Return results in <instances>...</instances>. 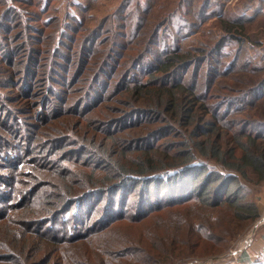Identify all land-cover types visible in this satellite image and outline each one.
<instances>
[{
	"label": "trees",
	"instance_id": "16d2710c",
	"mask_svg": "<svg viewBox=\"0 0 264 264\" xmlns=\"http://www.w3.org/2000/svg\"><path fill=\"white\" fill-rule=\"evenodd\" d=\"M62 1L60 16L57 0H0V264L221 253L259 217L264 0L234 16L229 0L166 15L164 0H119L99 17L97 0Z\"/></svg>",
	"mask_w": 264,
	"mask_h": 264
},
{
	"label": "rangeland",
	"instance_id": "374dc122",
	"mask_svg": "<svg viewBox=\"0 0 264 264\" xmlns=\"http://www.w3.org/2000/svg\"><path fill=\"white\" fill-rule=\"evenodd\" d=\"M119 0H97L96 2V6L95 9H93V13L95 17H99L102 15H105L107 12H110L117 4ZM176 0H174V2L172 0H164L163 3L166 4L165 6H163L161 9H158V4L155 6L157 10L156 14L157 15H161L165 14L166 15V11L169 8H172L173 6H176L175 2ZM218 0H214V2ZM245 2L246 0H229L228 2H226V5L224 6L223 11L224 13H226L228 10L233 11V16L234 14H236V12H238L239 8H242L241 2ZM1 2H3V0H1ZM0 2V3H1ZM188 4L187 7L193 9L196 8V6H198V0H188ZM191 3V4H190ZM58 4V7L61 9L59 10V14L60 16H62L64 14V8L65 5L63 4L62 0H57L56 5ZM259 3L257 2H249V8H247L246 12L248 13H252L254 8H256V6H258ZM238 7L237 9L235 7ZM260 6L262 7V11L264 12V3H260ZM244 8V6H243ZM70 10H73V8H70ZM75 11V9H74ZM229 11V12H230ZM88 12V11H87ZM86 12V13H87ZM89 13H91V10L89 11ZM213 18L207 20L206 22H204L201 27L195 32V33H188L190 31L187 30V34L188 35H184L181 36L179 42L181 44V46L184 45H190L193 43V40H197L199 38H202L203 33L206 34V31H208V34L211 33V25L213 23ZM177 24V20H174L173 23H171V27L172 28H176ZM179 25H182V22H180ZM178 25V26H179ZM171 29V28H170ZM171 31H173L171 29ZM253 31V30H251ZM175 31H173L174 33ZM185 32V31H184ZM254 32H257V34H261V30H255ZM262 43H264V38H262ZM179 44V46H180ZM249 47L248 45H246V48ZM233 48V44H230L228 47H226V49L224 50H229ZM248 50V51H247ZM246 52L247 54H251L250 56H254L255 51H253V49H247ZM229 52V51H228ZM259 54L264 57V46L262 45V50H259ZM228 57H226L225 59H228ZM264 61H260L261 64H263ZM4 95V94H1ZM5 96V95H4ZM9 101H7V103L9 104V106H11L12 108H14V110L22 115V110H20V105L19 102L21 101V99H19L18 97H11L8 99ZM237 128V127H236ZM6 169H1L0 173H5ZM248 198L250 199H255L258 207H259V217L255 220H253L252 222L248 223L239 233H237L236 235L233 236L232 239L229 240L227 247L224 251H222L219 254L216 255H210V256H204V257H193L184 261H180L176 264H228L229 262H231L232 264H240L241 259L243 258V256L245 254L252 256L251 258L254 259L256 257V255H263L264 254V222L262 223V225H259L258 227L255 228L254 234L252 235L251 239V243L249 244L248 248L243 251L242 256L240 257V259L238 261L235 262V260L233 258L230 259H226L224 256L225 254H227L231 249H233L234 247H238V245L241 243V241L246 237V235L251 231V229H253L252 227L255 225L256 221L260 218L263 217L264 215V182L261 185H255L253 187V189H251V193L250 195H248ZM256 254V255H255ZM226 259V262L222 261V259Z\"/></svg>",
	"mask_w": 264,
	"mask_h": 264
},
{
	"label": "built area",
	"instance_id": "2783aa9c",
	"mask_svg": "<svg viewBox=\"0 0 264 264\" xmlns=\"http://www.w3.org/2000/svg\"><path fill=\"white\" fill-rule=\"evenodd\" d=\"M264 222V215L263 217H260L255 225L252 227L253 229H251V231L246 235V237L241 241V243L238 245V247H234L233 249H231L227 254H225V258L226 259H230L233 258L236 261H238L240 259V257L243 254V251H245L249 244L251 243L252 239V235L254 234L255 228L258 227L259 225H262V223ZM226 259H222V261L226 262ZM228 264H232L231 262H229Z\"/></svg>",
	"mask_w": 264,
	"mask_h": 264
},
{
	"label": "crops",
	"instance_id": "0c3cea01",
	"mask_svg": "<svg viewBox=\"0 0 264 264\" xmlns=\"http://www.w3.org/2000/svg\"><path fill=\"white\" fill-rule=\"evenodd\" d=\"M256 255V254H255Z\"/></svg>",
	"mask_w": 264,
	"mask_h": 264
}]
</instances>
